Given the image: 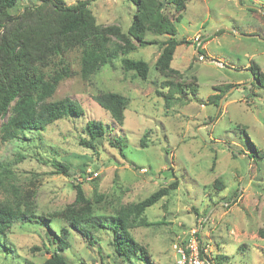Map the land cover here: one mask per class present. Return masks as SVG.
<instances>
[{
  "label": "rangeland",
  "instance_id": "374dc122",
  "mask_svg": "<svg viewBox=\"0 0 264 264\" xmlns=\"http://www.w3.org/2000/svg\"><path fill=\"white\" fill-rule=\"evenodd\" d=\"M81 2L98 27L110 30V41L124 45L119 36L129 37L127 57L149 64L148 79L125 73L121 58L83 79L81 46L60 37L61 16L50 3L21 0L0 8V64L3 44L16 50L26 44L33 53L47 40L54 53L37 66L46 77L66 65L71 71L47 101L70 98L85 110L9 142L2 126L12 111L0 120V204L33 220L12 227L10 253L0 252V264H43L64 239L69 248L60 253L72 264H144L138 255L122 260L113 254L111 221L175 181L178 188L131 230L150 264H176L178 237L193 234L212 264H264V0H187L183 9L169 0H62L60 6ZM161 2V16L183 41L170 71L157 63L173 36L149 22L143 41L130 36L137 19L152 18ZM110 92L128 99L122 126L95 102ZM89 121L108 129L93 148L83 144ZM76 186L85 203L76 202ZM74 214L105 227L87 237L68 227Z\"/></svg>",
  "mask_w": 264,
  "mask_h": 264
},
{
  "label": "trees",
  "instance_id": "16d2710c",
  "mask_svg": "<svg viewBox=\"0 0 264 264\" xmlns=\"http://www.w3.org/2000/svg\"><path fill=\"white\" fill-rule=\"evenodd\" d=\"M21 0H0V8L13 9ZM43 4L50 3L57 9L61 16L59 24V35L61 38H74L78 41L82 49L81 76L89 79L107 65H114V61L121 58L122 69L125 73L133 72L134 76L143 81L148 79L149 64L144 60H133L127 57L130 53V39L125 35L119 36L121 42H112L108 39L110 30L100 28L96 25L87 2H81L76 6L66 8L60 6L62 0H36ZM134 1V0H133ZM138 1V0H137ZM187 0H169L175 7L184 8ZM164 3H158L152 18L139 17L130 30V36L136 40L143 41L141 35L146 24H150L154 31L165 33L172 37L165 44V48L158 59V66L164 71H170V63L175 51V47L182 44L174 37L177 30L170 22H166L161 16L160 9ZM149 20V21H148ZM4 58L0 64V120L9 115L6 124L2 126L3 141H13L20 139L27 132L45 131L48 125L66 118H80L84 116L85 110L76 101L65 98L60 101L48 102L54 96L56 88L60 82L70 78V67L66 65L62 69L55 71L53 75H44L43 64L48 59V53L53 54V45L47 40L41 41L33 53L28 50V45H22L19 50L3 44ZM200 55L203 52L200 51ZM124 56V57H122ZM217 99V97H216ZM221 100V99H219ZM218 100V102H219ZM95 102L105 111L110 113L113 120L122 126L124 123V113L128 99L117 93H102L95 97ZM89 140L83 144L93 148L94 142L105 138L108 135L106 125L99 121H89L84 129ZM61 166L60 164L55 165ZM64 173H68L63 168ZM0 184V188H1ZM178 188L175 181L169 187L162 188L153 193L148 198L139 203L122 208L118 215L111 221L110 230L113 239L109 242L113 254L122 260H129L138 255L144 264H150L145 250L133 239L131 230L141 226L138 219L148 209L159 203L164 197ZM77 192L76 202L85 203L86 199L81 186L75 187ZM92 217L88 214L79 216L71 215L67 218L69 228L83 232L87 237L91 236V229L104 228L105 225L93 223ZM33 222L27 219V215L11 206L0 204V252H7V236L12 227L19 222ZM85 227L84 230L81 228ZM64 236H67V228H63ZM197 237H200L197 234ZM69 248L67 239L58 240L57 248L51 253L49 259L43 264H72L67 261L60 251Z\"/></svg>",
  "mask_w": 264,
  "mask_h": 264
},
{
  "label": "built area",
  "instance_id": "2783aa9c",
  "mask_svg": "<svg viewBox=\"0 0 264 264\" xmlns=\"http://www.w3.org/2000/svg\"><path fill=\"white\" fill-rule=\"evenodd\" d=\"M93 178H97L99 173L88 171ZM89 179V177H88ZM174 250L176 253V264H212L205 255L204 241L193 234L188 237H178Z\"/></svg>",
  "mask_w": 264,
  "mask_h": 264
},
{
  "label": "water",
  "instance_id": "95a60500",
  "mask_svg": "<svg viewBox=\"0 0 264 264\" xmlns=\"http://www.w3.org/2000/svg\"><path fill=\"white\" fill-rule=\"evenodd\" d=\"M240 36H243V35H240ZM199 48L197 49V55H198V53H199ZM201 58V57H200ZM230 70H234V69H230ZM166 161H167V163H168V165H170V163H169V159H166Z\"/></svg>",
  "mask_w": 264,
  "mask_h": 264
}]
</instances>
